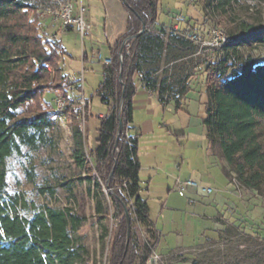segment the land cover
Returning <instances> with one entry per match:
<instances>
[{"label":"trees","instance_id":"trees-1","mask_svg":"<svg viewBox=\"0 0 264 264\" xmlns=\"http://www.w3.org/2000/svg\"><path fill=\"white\" fill-rule=\"evenodd\" d=\"M126 1V33L113 48L112 63L97 88L109 109L99 116L97 143L87 154L80 110L65 83L67 50L38 18L39 0H0V264H91L81 233L85 214L73 206L37 204L10 190L15 163L34 182L35 155L56 145L59 127L55 106L45 99L47 91L66 100L73 120V160L96 179L104 241L110 232L105 220L109 215L114 219L106 264H147L158 241L141 193L140 132L132 127L137 76L162 103L172 101L180 109L187 93L201 83L199 72L204 73L203 125L211 151L224 159L226 176L235 174L244 187L264 192V61L255 55L264 49V0H253V5L251 0H200L199 7L190 0L188 17L181 11L177 19L181 32L197 31L199 24L208 25L209 31L220 28L228 36L209 58L186 35L158 26L161 0ZM143 24L146 31L134 37ZM84 107L88 121L90 102ZM120 119L123 129L117 138ZM98 179L108 181L109 199ZM36 185L40 194L55 193L50 185ZM124 205L131 216L129 242Z\"/></svg>","mask_w":264,"mask_h":264},{"label":"rangeland","instance_id":"rangeland-1","mask_svg":"<svg viewBox=\"0 0 264 264\" xmlns=\"http://www.w3.org/2000/svg\"><path fill=\"white\" fill-rule=\"evenodd\" d=\"M66 1H73L77 6L78 4L86 6L85 15H91L92 29L89 31L94 36V39H89V33L84 37L77 31H65L59 33V37L63 39L65 46L67 47V54L64 56V68L67 73L79 80L82 85V90L78 91L77 87L75 91L70 88V82L65 81L66 86L69 88V93L72 101L78 106L80 110L82 126L84 131L86 130V137H84V144L86 147V153L90 154V151L95 148L98 137V129L100 126L99 113L106 114L108 107L101 103L96 94V89L103 79L101 75L102 66L94 62L92 65V53L101 49L105 53L107 42L104 38V23L110 20H114L116 24V30H119L120 24L123 22L120 17V11L123 10V5L120 0H49L46 2L48 6L60 5ZM192 1V2H191ZM161 0L163 9H171L181 11L187 15V9L191 11L192 6L199 7L201 2L196 0ZM194 2V3H193ZM196 2V3H195ZM44 0H39V10L37 13L38 18L43 20L46 28L52 24L51 21H56L48 14L44 13ZM255 3L253 0L249 1V4ZM264 11V1L262 2ZM195 10V9H194ZM253 10V9H252ZM189 13V12H188ZM196 14L197 12L194 11ZM106 19V20H105ZM177 19H180L178 16ZM60 24V23H59ZM210 27L197 25V31L207 36ZM87 51L89 54V60L86 61V70L84 69L83 55ZM255 55L259 61H264V49L259 48L255 51ZM174 53L171 52V60ZM171 62V66H172ZM165 65L166 63H162ZM160 75L163 73L160 72ZM201 83L195 85L194 88L204 87V73L199 72ZM68 78V77H67ZM73 85V84H72ZM73 91V92H72ZM90 102V108L92 115L89 120L85 107L82 101ZM58 97H62L59 93L53 91H47L45 99L53 107L55 106V100ZM63 98V97H62ZM68 112V119L65 123H58V132L56 137V145L54 148H47L40 151L36 157V179L30 181L27 175L23 172V167L20 163H15V176L10 177V190L12 192L24 193L26 198L31 202L37 204L48 203L53 206L65 207L73 206L81 214L87 216V221L81 228V233L84 235L85 242L90 248L91 264H106L107 253L109 250V244L111 239V232L115 228V222L112 215H109L105 220L110 228L109 235L105 241L102 239V225L100 222V215L96 211V179L88 177V173L84 168H79L73 160V120ZM170 117V115H168ZM171 124H168V128H171V135H167L171 138V156L176 159L180 156L179 160H174V167H177L178 163H181L182 154L188 159V156L194 151L191 149L190 144L200 136L201 128L199 126H191L190 128L183 126L178 114L171 109ZM159 118H155L158 121ZM160 121H163V115L160 116ZM170 123V122H169ZM203 138L206 140V129L203 127ZM167 131V127H166ZM159 136L163 137V130ZM167 134V132H166ZM202 134V133H201ZM140 132V138H141ZM148 134H143L142 141L147 139ZM225 162V161H224ZM226 163H224L225 165ZM231 178V179H230ZM230 181L234 185V192L236 196L233 198L236 203L235 208H228L224 217L232 218L233 221H223L221 229L217 230L216 237L212 238L208 245L202 249L199 255H196L194 263L192 264H264V192H259L256 189L246 188L241 185L236 175L233 174L230 177ZM101 183L104 192L108 198L110 188L107 182L98 179ZM36 184L50 185L55 189V193L40 194ZM216 187V186H215ZM218 187V186H217ZM176 191V189H174ZM178 193V191H176ZM179 194V193H178ZM238 195V196H237ZM147 197V195H145ZM109 199V198H108ZM155 200V198H154ZM152 204V198L149 199ZM236 221V223H235ZM233 222V225L230 223ZM207 227H211L210 223H207ZM263 233V234H262Z\"/></svg>","mask_w":264,"mask_h":264},{"label":"crops","instance_id":"crops-1","mask_svg":"<svg viewBox=\"0 0 264 264\" xmlns=\"http://www.w3.org/2000/svg\"><path fill=\"white\" fill-rule=\"evenodd\" d=\"M120 3L124 7L122 0ZM78 8H83L84 17L91 24L92 16L85 15L86 6L81 3L78 4ZM178 16V11L170 8L163 9L161 5L158 26H166L168 29L180 26V23L177 22ZM120 17L123 22L117 31H115L116 24L113 19L104 23V38L107 42L105 53L102 54L101 49L93 50L92 53L90 68L93 69L94 62L102 66L101 75L103 79L100 83L104 80L105 68L109 65L104 63L100 55L103 58H111L113 48L126 33L128 12L125 7L122 12L120 11ZM51 22L52 24L46 28L47 31L67 50L63 39L59 37V33L62 32L60 21ZM88 33L89 39H94L95 35L91 32ZM127 40L129 38L124 42L126 43ZM83 58L84 69L86 70V61L90 59L87 51L84 52ZM65 74L70 75L66 70ZM136 84V94L133 98L134 121L132 127L135 132H141L142 135L138 149L140 179L143 187L141 193L149 203L150 217L155 222L158 233L155 251L161 254L166 264H192L197 257L196 255H199L210 241L212 242L213 237H216L217 230L223 226L221 220L233 221L231 217H224L225 209L228 211V208L236 207L233 200L236 196L234 185L230 181L231 178L229 179L223 171L224 159L214 154L209 147L207 138L206 140L203 138V119L206 117L207 100L204 87L194 88L195 86H193L187 93L180 109H176L172 101L162 103L157 93L146 88L139 76L136 78ZM80 89L82 90V86L78 88L79 92ZM70 95L75 96L73 93ZM83 96L85 97V95ZM97 96L100 99L98 94ZM101 103L103 102L101 101ZM105 105L109 109V106ZM171 109L178 114L183 126L188 128L199 126L202 133L190 144L191 149L194 150L192 155L190 154L187 159L182 154L181 163H178L176 168L174 167L176 162L174 164V158L171 156V138L168 137L171 135V128H168V124H171ZM161 114L163 121H160ZM104 115L102 112L99 113V116ZM155 118H159L158 121ZM162 130L163 137L162 135L159 136L160 132L158 133ZM145 133L148 134V138L144 140L143 144L141 139ZM179 159L180 156L174 160ZM177 178H191L203 186L212 187L214 190L210 194H205L198 188L189 187L186 194L181 196L174 190ZM150 198L153 200L152 204L149 202ZM207 223H210L211 227H207ZM230 223L233 225V222Z\"/></svg>","mask_w":264,"mask_h":264},{"label":"built area","instance_id":"built-area-1","mask_svg":"<svg viewBox=\"0 0 264 264\" xmlns=\"http://www.w3.org/2000/svg\"><path fill=\"white\" fill-rule=\"evenodd\" d=\"M60 5L48 6L46 3L41 4L44 7V13L48 14L49 17H52L54 20L60 21L61 31L65 32L70 29L76 30L78 33L84 37L92 28L91 24L85 19L83 8H78V6L73 1H66L64 3H59ZM176 33L186 35L195 43L199 44L200 51L199 53L208 54L207 58L210 57V52L222 47L227 41V34L220 28H213L209 31L208 35H202L197 31L191 30L190 32L183 33L180 31L179 26L173 27ZM56 40V38H53ZM57 41V40H56ZM128 41V40H127ZM121 57V55H120ZM100 58L103 59L105 64H111V58H103L100 55ZM68 81L70 82V88L75 90L77 87H81V83L76 78L68 76ZM73 84V85H72ZM83 106L85 101H82ZM66 100L62 97H58L55 100V111H56V121L58 123H65L68 119V113L66 111ZM126 185V184H125ZM189 187H195L205 194H210L213 192V188L210 186H203L199 184L196 180L191 178L182 179L177 178L175 181V189L178 191L179 195L184 196L186 190ZM147 264H166L163 260L161 254L157 253L155 249L149 255Z\"/></svg>","mask_w":264,"mask_h":264},{"label":"water","instance_id":"water-1","mask_svg":"<svg viewBox=\"0 0 264 264\" xmlns=\"http://www.w3.org/2000/svg\"><path fill=\"white\" fill-rule=\"evenodd\" d=\"M123 2L126 5L128 4L126 0H123ZM144 31H146V25L145 24H143V27L141 28V30L134 37L139 36ZM124 45H125V42L122 44V47ZM121 59H122V54H121ZM122 68H123V62L121 63V71H122ZM119 79H120V81H122V72L119 75ZM122 129H123V120L120 119L117 138L119 137V134L121 133ZM111 176H113V172L111 173ZM124 207H125V214H126L127 223H128V241L127 242H129V238H130V235H131V216H130V212H129L127 206L124 205Z\"/></svg>","mask_w":264,"mask_h":264}]
</instances>
